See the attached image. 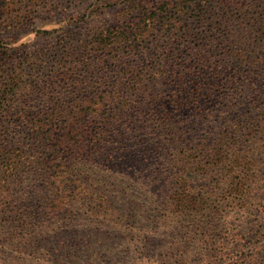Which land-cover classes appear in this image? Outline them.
<instances>
[{"label":"trees","instance_id":"obj_1","mask_svg":"<svg viewBox=\"0 0 264 264\" xmlns=\"http://www.w3.org/2000/svg\"><path fill=\"white\" fill-rule=\"evenodd\" d=\"M240 1L0 0V264H183L264 238L245 172L264 164V38L178 53Z\"/></svg>","mask_w":264,"mask_h":264},{"label":"rangeland","instance_id":"obj_2","mask_svg":"<svg viewBox=\"0 0 264 264\" xmlns=\"http://www.w3.org/2000/svg\"><path fill=\"white\" fill-rule=\"evenodd\" d=\"M233 5V4H232ZM230 4L229 8L227 10V13L223 15V12L220 11L219 16L217 17V20L219 21L216 23L214 28H205L202 26L201 28H190L185 31L183 35V45L178 50V53H184L188 55V63L189 65L197 64L198 66H202L204 64H210L211 60L209 59L210 54L218 53L223 54L225 50L230 49L229 46L231 45V39L235 34H237L241 40V42H246L245 45L242 47L246 49L245 52L250 53L251 50H255L261 46L260 43V36L264 38V29L258 28L259 33L256 32L257 25L261 26L262 23H264V0H241L239 3L236 4V6H232ZM263 19L261 23L259 20ZM225 23V25L223 24ZM231 22L235 25L233 28L226 27V25H230ZM94 24V23H93ZM87 27V26H86ZM212 27V26H211ZM214 27V25H213ZM260 35V36H259ZM32 35H27L23 38V40L30 41ZM227 38V39H226ZM44 41H42L43 43ZM41 44V43H40ZM176 47V45L174 46ZM218 49V51L216 50ZM177 52V50H174ZM226 53V52H225ZM185 55V57H186ZM175 62H178L177 60ZM250 164L246 167L245 172L250 174H253V176L256 179H260L259 186L264 185V164L260 163L257 167L251 166V169L248 170ZM256 167V168H254ZM255 186H252L247 191V196L245 199H247L250 202H257V200L253 196V192H256L254 189ZM260 192L261 196H264V189L261 188L257 190ZM259 194V195H260ZM263 206H260V208ZM223 211V214H226L224 217H222L223 220L226 218H229L228 216L232 214H227L229 208L226 209L224 206L220 207ZM264 209V208H263ZM262 209V210H263ZM235 218V216H234ZM236 225L239 224L238 221L232 220V222ZM253 242H247L243 247L241 248V251L234 252L230 249V244L226 243L221 245V248L216 247L217 253L211 250L207 251H201L197 252L198 249H193L191 251V254L186 259V256L184 259L186 261L183 264H241L240 263V256H244L245 254H249V252L254 253L255 249L258 248L259 245H264V238L260 239H253ZM118 242V240H117ZM108 243V242H107ZM122 244L131 243L129 239L122 240ZM124 247V246H122ZM200 248V247H198ZM129 254L128 252H126ZM127 254H122L120 257V261L107 258L103 263L100 264H175L170 263L168 260H164L163 258H160L155 255H140L139 253H136L133 257L134 259L130 260L127 258ZM90 256L88 258H84L83 260L77 259L69 264H97L96 263H90L95 258H92L90 260ZM137 259V260H135ZM178 264H182L178 262Z\"/></svg>","mask_w":264,"mask_h":264}]
</instances>
